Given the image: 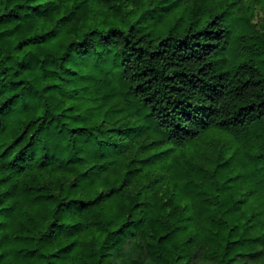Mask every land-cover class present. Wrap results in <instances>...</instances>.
<instances>
[{
    "label": "trees",
    "instance_id": "1",
    "mask_svg": "<svg viewBox=\"0 0 264 264\" xmlns=\"http://www.w3.org/2000/svg\"><path fill=\"white\" fill-rule=\"evenodd\" d=\"M0 264H264V0H0Z\"/></svg>",
    "mask_w": 264,
    "mask_h": 264
}]
</instances>
